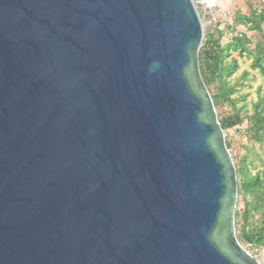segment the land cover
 I'll return each instance as SVG.
<instances>
[{
  "label": "water",
  "instance_id": "water-1",
  "mask_svg": "<svg viewBox=\"0 0 264 264\" xmlns=\"http://www.w3.org/2000/svg\"><path fill=\"white\" fill-rule=\"evenodd\" d=\"M205 41L193 0H0V264H262Z\"/></svg>",
  "mask_w": 264,
  "mask_h": 264
},
{
  "label": "trees",
  "instance_id": "trees-1",
  "mask_svg": "<svg viewBox=\"0 0 264 264\" xmlns=\"http://www.w3.org/2000/svg\"><path fill=\"white\" fill-rule=\"evenodd\" d=\"M239 23H243L248 32L258 36L256 42L247 36L234 37L228 44H223V31L216 33L207 31L206 41L200 50V69L204 82L212 96L220 124L227 131L248 121L249 129L255 139L264 147V97L254 104L252 113L241 116L237 110L239 101H247L242 89L251 80L250 72H243L240 78L233 77L241 69L233 53L240 57H248L251 68L264 77V4L260 9H252L249 15H237ZM237 97V98H235ZM228 104L235 112L222 116L219 109ZM246 118V119H245ZM231 150V143L227 140ZM262 161V159L260 160ZM239 196L245 202V210L236 211V230L239 242L252 254L264 248V171L253 173L247 161L237 166ZM258 170V169H257Z\"/></svg>",
  "mask_w": 264,
  "mask_h": 264
},
{
  "label": "rangeland",
  "instance_id": "rangeland-1",
  "mask_svg": "<svg viewBox=\"0 0 264 264\" xmlns=\"http://www.w3.org/2000/svg\"><path fill=\"white\" fill-rule=\"evenodd\" d=\"M226 6H229L234 14L235 27L234 31H226L214 27H204L205 33L207 31L220 32L223 31V44H228L234 37L247 36L254 42L257 41L258 36L254 33L248 32L243 23H239L236 19L237 15L246 16L249 15L252 9H260L262 4L258 0H223ZM233 58L238 60L241 69L233 77V80L240 78L245 71L250 72L251 80L247 83L246 87L242 89V94L247 95V101H239L237 110L241 111V116H246L247 112L252 113L253 106L258 102L259 98L264 97V77L259 72L252 70L251 61L248 57H240L238 53H233ZM237 98V97H235ZM219 113L222 116H229L234 114L232 107L225 103L223 107L219 109ZM246 119V118H245ZM227 140L231 143L230 153L233 157L235 164L238 166L243 165L244 161H247L250 169L253 173L264 171V147L261 146L255 137L252 135L249 129L248 121L245 120L243 124L236 126L235 128L227 131ZM262 159V161H260ZM258 169V170H257ZM245 210V202L243 199H238L237 211L243 212ZM250 252V251H249ZM253 257L264 264V248L257 251H253Z\"/></svg>",
  "mask_w": 264,
  "mask_h": 264
},
{
  "label": "built area",
  "instance_id": "built-area-1",
  "mask_svg": "<svg viewBox=\"0 0 264 264\" xmlns=\"http://www.w3.org/2000/svg\"><path fill=\"white\" fill-rule=\"evenodd\" d=\"M193 2L204 27L234 31L235 14L223 0H193Z\"/></svg>",
  "mask_w": 264,
  "mask_h": 264
},
{
  "label": "crops",
  "instance_id": "crops-1",
  "mask_svg": "<svg viewBox=\"0 0 264 264\" xmlns=\"http://www.w3.org/2000/svg\"><path fill=\"white\" fill-rule=\"evenodd\" d=\"M258 1H260L261 4H264V0H258Z\"/></svg>",
  "mask_w": 264,
  "mask_h": 264
}]
</instances>
